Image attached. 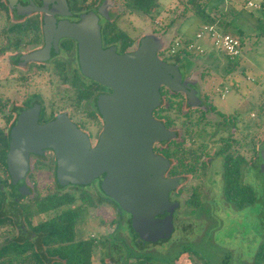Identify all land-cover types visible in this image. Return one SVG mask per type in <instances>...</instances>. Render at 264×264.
<instances>
[{"label":"flooded vegetation","instance_id":"flooded-vegetation-1","mask_svg":"<svg viewBox=\"0 0 264 264\" xmlns=\"http://www.w3.org/2000/svg\"><path fill=\"white\" fill-rule=\"evenodd\" d=\"M64 1L66 7L62 6ZM103 1L97 0L90 8L78 11L73 8L72 0H0V129H2L3 136L8 141L6 154L18 116L33 107H38L37 123L39 125L49 123L58 116L63 115L86 134L92 147L99 142L104 130V119L99 107V99L111 95L113 90L82 72L78 41L69 36L58 37L57 30L60 23L64 21L77 22L81 14L94 11L99 17L98 24L103 49L114 47L115 52L118 54L134 50L138 42L132 36L130 37L133 42L125 49L122 48L124 45L122 39L109 43L105 41L103 28L107 23L106 21H111L115 15L113 14V8L109 10L111 20H106L103 15L97 12ZM46 19H54L55 21L53 28H48V32H45L44 29ZM49 27L51 28V26ZM161 52H166V50L163 49ZM161 52H159V56L163 61L178 66L181 71L182 82L186 88L193 89V93L199 100L198 106H190L183 92H172L165 86L160 87L162 103L154 111L160 107H165L166 96L178 94L180 105L177 113L178 119L175 124L181 123L180 129L182 131L178 128H172L175 124L170 127L165 126L161 119L154 116L153 111L154 118L160 120L166 128L174 130L177 134L175 139L153 144V151L169 160V167L164 175L165 178L178 179L176 187L168 193V200L174 204V207L171 213L173 227L167 239L155 242H140L141 240L136 239L135 234L131 231V215L120 209L117 202L104 193L101 185L103 176L97 177L85 185H59L56 181L57 161L55 151L51 148H43L39 153L29 154L30 169L28 174L36 170L42 173L45 172L50 177L45 189L57 193H65L70 190L85 191L92 198V203L88 208H94V210L106 206L112 208L114 228H107L111 235L116 233L122 221L128 225L131 235H125V239L122 241L118 240L112 247L111 254H109L111 257L115 251L119 256L125 255L128 258L122 262H117V264H134L137 259L145 258L142 255L128 251L126 249L128 245L134 244L137 250H142L148 246L155 247L159 243L171 239L177 226L182 228L185 231L184 233L188 235V232H191L194 228L195 221L203 228L214 220L211 212V199L215 194L213 185L216 181L211 178L209 169L214 156L219 155L222 157L221 182L223 187L219 199H221L223 206L227 207V204H229L233 208L241 210L251 205L248 204L243 208H238L226 199L223 170L224 159L227 153L231 152V150L227 152V138L234 135L240 141L244 139L245 145L241 148L247 151H249V139L247 138L246 141V136L243 137L242 134L238 136L236 131L227 133V116L229 115L216 110L210 93L202 88L201 78L194 69L196 65L189 66L183 60L176 61L169 58L168 55L161 56ZM227 59L229 61L234 60L229 59V57ZM219 85L222 84L219 83ZM220 86L216 87L215 90L220 91ZM214 112L219 115L220 120L213 123V127L207 129L208 125L209 127L212 125L209 119H211L210 116L213 117ZM231 119L233 122L234 116H231ZM234 124L236 128L237 125ZM173 140L178 146V151L175 154L172 152ZM185 140L189 141L188 147H186ZM240 149L239 153L245 159L241 168L240 181L244 185H249L243 183V177L250 172L252 167H255L254 163L258 160V157L262 160L264 171V139L261 140L259 147L256 149V158L253 159L252 163H247V158ZM30 175H27L26 182L31 190H34L35 186L30 181ZM32 182L34 181L32 180ZM8 184H11L10 177ZM254 192L255 203L257 201L255 189ZM167 213L165 211L160 217L166 216ZM204 215H206V218H203ZM106 224L108 225V223ZM24 227L27 231L25 224ZM15 228L17 229L16 233H18L20 229L16 225ZM189 250L184 247L173 260L174 264L182 256L188 257L190 255L193 256L192 258H197V253ZM259 252L260 255L264 256V243H261L257 252H255L254 261H258L257 255ZM203 264H209V262L205 261Z\"/></svg>","mask_w":264,"mask_h":264},{"label":"water","instance_id":"water-1","mask_svg":"<svg viewBox=\"0 0 264 264\" xmlns=\"http://www.w3.org/2000/svg\"><path fill=\"white\" fill-rule=\"evenodd\" d=\"M66 7L65 1L62 3ZM114 2L104 0L97 11L111 20ZM98 15L89 11L77 22L59 24L58 37L69 36L79 43L82 72L113 90L99 99L104 130L92 147L88 137L63 115L44 125L37 123L38 107L18 116L6 154L15 225L26 232L17 202L32 194L26 179L30 169L29 154L43 148L55 151L59 185H85L103 176L104 193L120 209L131 215V231L140 242L167 239L172 231V209L168 193L178 179L165 178L169 160L153 151V144L175 139L174 130L154 118L153 111L162 103L160 87L183 92L190 106H198L193 89L186 88L177 65L159 56L167 43L164 36L146 33L134 50L118 54L114 47L103 49ZM54 19L45 21V32ZM51 26V28L49 27ZM165 211L167 215L162 216Z\"/></svg>","mask_w":264,"mask_h":264},{"label":"rangeland","instance_id":"rangeland-1","mask_svg":"<svg viewBox=\"0 0 264 264\" xmlns=\"http://www.w3.org/2000/svg\"><path fill=\"white\" fill-rule=\"evenodd\" d=\"M110 1L114 2L112 8L116 25L129 36L135 37L137 42L144 34L151 32L166 38L167 43L164 48L167 52L174 40L183 42L184 39H193L202 47V51L189 49L194 53L183 55L181 60L189 66L196 65L194 69L201 78L202 88L210 93L216 110L229 115L227 116V133L236 131L238 136L242 134L243 137L246 136L249 139V151L243 148L240 150L246 156L247 163H252L256 158V149L264 139V28L261 29L264 27V0H250L252 5L247 2L244 6L241 3L242 0L232 2V5H236L237 8H244V11L227 30L234 36L237 35V28L244 33L241 36L243 40L241 55L233 61H229L222 50L214 47L207 33H204L202 39H196V33L201 30L202 26L191 13L187 14L191 17L186 20L184 19L187 17L179 16L183 10L181 0H157L158 11L154 13V20L127 7L125 0ZM215 1L218 4L221 3V0ZM231 1L225 0L220 7L227 9ZM235 63L237 66L234 68ZM242 69H244L243 74H241ZM233 80L237 81L239 89L232 87ZM219 83L222 85L220 86ZM219 86L220 91H216L215 88ZM261 107L263 112H261ZM213 114V117L210 116L211 119H209L212 125L210 127L208 125L207 129L220 120L216 112ZM230 115L236 117V128L231 125ZM180 125L181 123H177L172 128L180 129ZM188 143L189 141L185 140L186 147ZM254 165L255 167H252L250 172L243 177V183L251 185L256 191L257 201L254 204L241 210L229 204L227 207L223 206L219 199L223 187L221 182L222 157L214 156L209 168L211 178L216 181L213 185L215 194L211 199V212L214 220L203 228L195 221V226L191 232H188V235L177 226L171 239L155 247L148 246L137 250L132 244L126 249L149 258L151 264H174L173 260L184 247L197 253L198 259L190 255L182 256L176 264H203L205 261L209 264H264V258L254 261L255 252L259 245L264 243V171L260 157ZM30 174L36 177L34 180L37 184L31 181L36 187L35 191L32 189V194L28 198H31L37 190L41 194L49 192V189H45L50 178L48 174L36 170ZM0 175H2L1 170ZM66 192L74 196L79 193L74 190ZM203 218H206V215ZM36 221V217H32L31 222L34 224ZM107 228H114L112 208L106 206L94 210V208L83 206L75 225V239L94 238L96 246L93 264H117V262L128 259L125 255L119 256L115 251L111 257L109 256L118 240L122 241L125 235H131L128 225L122 221L114 235L109 234ZM16 232V228L11 230L8 226H0V244Z\"/></svg>","mask_w":264,"mask_h":264},{"label":"trees","instance_id":"trees-1","mask_svg":"<svg viewBox=\"0 0 264 264\" xmlns=\"http://www.w3.org/2000/svg\"><path fill=\"white\" fill-rule=\"evenodd\" d=\"M96 1L72 0V3L75 10L82 11L90 8ZM224 1L221 0V3L218 4L214 0H181L183 10L179 16L187 17L184 19L186 20L191 17L187 14L191 13L199 20L201 26L204 24L213 25L219 31L228 33V28L232 26L233 22L244 11V8H237L236 5H232L235 0H229L231 5L227 9H223L220 6ZM249 1L242 0L241 3L244 6ZM125 5L149 16L151 20H154V13L158 11L157 0H125ZM115 21L114 18L111 21H106L103 36L108 43L122 39L124 44L122 48L125 49V47L131 45L133 39L121 30ZM263 28L261 27L262 30ZM242 35H244L242 30L237 28L236 36L239 38L241 45ZM191 41L192 39H184L183 42L184 45H187ZM193 53V50L180 48L173 54H168L166 51L161 52L160 55H168L169 58L179 61L183 55ZM236 63L238 64V62ZM236 63L234 68L237 66ZM243 73L244 69L241 71V74ZM232 87L239 89L236 80L232 81ZM178 97V94L166 96L165 107H160L154 111V116L161 119L167 127L175 124L178 119L177 113L180 105ZM262 110L261 107V112H263ZM234 121H236V117H234ZM234 121L232 122L233 126H235ZM2 132V129H0V170L2 172V175H0V226H8L9 229L14 230L17 216L14 214V200L10 198L12 192L10 184H8L10 177L6 162L8 141ZM245 139L247 141L246 137ZM172 144V152L175 154L178 151V146L174 140ZM244 145V139L240 141L234 135L227 138V152L229 150L231 152L227 153L223 167L224 194L226 199L238 208L254 203L256 198L254 189L249 185L242 184L240 181L241 168L245 159L239 153V149ZM29 178L30 181L35 182L36 177L30 175ZM37 191L34 192L31 198L25 196L21 199L22 201L17 202L19 215L28 230L24 233L20 230L0 244V264H93V254L96 246L94 238L75 239V225L81 215L83 206L88 207L92 203L91 196L85 191H79L77 196L69 192L57 193L49 190V192L41 194ZM32 217L37 219L34 224L31 222ZM257 257L258 260L264 258L260 255V252ZM134 264H151V262L149 258L145 257L137 259Z\"/></svg>","mask_w":264,"mask_h":264},{"label":"built area","instance_id":"built-area-1","mask_svg":"<svg viewBox=\"0 0 264 264\" xmlns=\"http://www.w3.org/2000/svg\"><path fill=\"white\" fill-rule=\"evenodd\" d=\"M248 3L249 5H252V2L249 1ZM204 33L208 34L210 40L213 42L214 47L222 50L230 59H235L241 55L242 45L237 36H234L227 32H221L213 25L204 24L202 25L201 30L196 33V39H202ZM180 48H186L187 50L193 48L194 50L202 51V47L196 44L192 39V41L187 45H184V42L182 41L174 40L168 52L169 54H172Z\"/></svg>","mask_w":264,"mask_h":264}]
</instances>
